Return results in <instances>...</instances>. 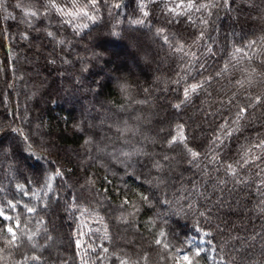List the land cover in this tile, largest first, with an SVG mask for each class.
I'll return each mask as SVG.
<instances>
[{"label":"trees","instance_id":"1","mask_svg":"<svg viewBox=\"0 0 264 264\" xmlns=\"http://www.w3.org/2000/svg\"><path fill=\"white\" fill-rule=\"evenodd\" d=\"M17 2L0 8V208L12 217L0 227L20 224L4 264H175V249L200 250L199 264H264V159L241 166L249 148L247 159L264 155L253 147L264 140V0L190 12L185 0L181 15L169 11L180 0H102L98 12L57 0L73 15L35 18ZM181 125L200 153L192 163L167 144Z\"/></svg>","mask_w":264,"mask_h":264},{"label":"snow or ice","instance_id":"2","mask_svg":"<svg viewBox=\"0 0 264 264\" xmlns=\"http://www.w3.org/2000/svg\"><path fill=\"white\" fill-rule=\"evenodd\" d=\"M102 2V0H84L85 5H90L91 8L95 11H99L98 5ZM223 2L225 4L228 3V0H223ZM74 6L76 4H79V0H73ZM219 3V0H187V4H186V9L187 11H192L193 9H195L196 11H202L205 9H209L211 7H216L217 4ZM6 4V0H0V8H3L4 5ZM118 6V5H117ZM17 8H21L22 12L24 13L25 17L31 16L33 18H35L36 16L40 15V14H47L48 10H55L57 12H59L62 15H68V16H72V13H65L64 8H61L59 6V4L57 3V0H45V4H44V8L45 11L43 13H41L39 10H25L21 3L17 2L16 4ZM185 7V0H180V3L176 5V8H172L169 9V11L171 12H175L177 15H181L183 13L181 12H176L177 8H182ZM6 11V9H4ZM76 15L81 16V17H86L89 20L95 21L97 17L89 15L87 11H84L83 9H81L80 11H78L76 13ZM144 16H147L148 13L145 11L143 12ZM11 16V14H9V16H5L3 17V19H8ZM206 23V21H204ZM135 23L137 24H142L143 20H137L135 21ZM79 27V26H77ZM83 27H88L87 24H84ZM49 36H54V34L52 32H48ZM203 35V33H201V36ZM25 39H27V36H24ZM60 43H63V41H60ZM258 43V41H251L249 43V45H247L248 48L251 49H255L256 44ZM261 45V48H264V38L261 39V41L259 42ZM177 51H183V46L179 47L178 49H176ZM242 51V49H237V52ZM187 55V53H186ZM194 55V54H193ZM249 59H252V57H249ZM261 64H264V60H260ZM227 70V66H225V69H223L222 71H226ZM257 71L256 68H252V72L255 73ZM220 73H217V75H219ZM239 83V81H238ZM204 87V83L203 82H196L193 84L188 85L186 88H184L183 90V97L184 99L181 101V104H183L184 102L188 101L192 94L197 93V91L199 89H202ZM124 90V89H122ZM257 103H260V98L257 97ZM181 104H176L174 105L175 108L179 109ZM247 110L245 108H241L239 110V112H237L236 114V120L233 121L234 123H238V121L240 119H243V114L246 112ZM180 131L178 135L172 136L168 141V147L171 148L173 145L179 143L182 144L187 152L188 155H190L191 160L189 161V163H192L195 160H198L200 157V153L197 151H194L192 148L188 147L187 144L185 143L187 137L184 135L183 133V126H179ZM222 129L226 128V125H222L221 126ZM238 130V129H236ZM13 131H17L16 129H13ZM232 131L234 130H228L225 132L226 136H230L232 135ZM219 141V144H222L223 141L220 139L219 136H217L215 139H213L212 144L219 147V144L217 143ZM253 147L255 148H261L264 149V140L259 141L258 143H256L255 145H253ZM252 151V148H249L245 151L244 156L241 158L243 160V164H241V166L245 165V164H255L257 160H262L264 159V155L262 156H254L251 159H247L245 157H247L248 153ZM123 155H130V153H123ZM218 158V156L213 155L211 157V159L214 161ZM164 160H168L169 157L167 155L164 156L163 158ZM237 163H240V161H237ZM198 166V165H197ZM152 167H154L157 171H160L162 168V164L159 161H153L152 163ZM257 167H259V165H257ZM227 169L231 170L232 175L236 174L235 169L233 168V166L231 164L227 165ZM262 171H264V169H262ZM61 173L59 171H57L55 173V175L59 176ZM51 179V177L49 178ZM149 183H151V181H149ZM141 199L144 201H148L149 197L147 195H141ZM125 203H128V201H125ZM9 207L15 208V205H13L11 202H9L8 204ZM133 207H135L133 205ZM189 207L191 208L192 206L189 205ZM28 212H34L35 208L32 207H28L27 208ZM134 215V213H132ZM200 215H204V213H200ZM0 218H3L4 220H11L12 217L8 216L5 214L3 208H0ZM20 224L16 223L15 226H6V227H0V264H4V258H3V253H5L8 249L13 248V247H19L18 241L20 239V237L17 235L16 232V228H19ZM4 233H7V235L5 236ZM161 236H164L165 233L161 232L160 233ZM28 239H31V237H28ZM155 243L157 244H161L162 241L161 240H156ZM163 247L165 249H168L169 245L168 244H163ZM105 252H107V249H104ZM175 251L177 253H183L182 255H179L178 258L175 259V264H199V262L197 261V257L201 256V251L200 250H196L192 255L187 254L186 252H184L183 249H175ZM27 259V258H26ZM32 259H37V257H32ZM169 259H173L172 257H169ZM121 264H127V261H121Z\"/></svg>","mask_w":264,"mask_h":264},{"label":"rangeland","instance_id":"3","mask_svg":"<svg viewBox=\"0 0 264 264\" xmlns=\"http://www.w3.org/2000/svg\"><path fill=\"white\" fill-rule=\"evenodd\" d=\"M135 37H137L138 38V36L136 35ZM148 61L147 60H145L144 62H142V63H147ZM113 65H115V66H112V64H109L107 67V71H113V69H117L118 70V73L119 74H121L123 71H121L122 69L121 68H117V66H118V63H113ZM120 67V66H119ZM107 71H105V72H107ZM107 74H109L108 72H107ZM99 81H103V79H100ZM142 83V82H141ZM145 86H148V83H146V85ZM126 109H127V107H126ZM160 114L161 115H163V113L162 112H160ZM66 132V131H65ZM89 225V224H88ZM58 236H60L59 234H58ZM78 242H80V241H78ZM55 244H57V243H55ZM200 244H202L201 242L199 243V245ZM58 245V244H57ZM261 245H263V244H261ZM79 246V245H78ZM183 253H180L179 255H182ZM179 255L177 256V258L179 257Z\"/></svg>","mask_w":264,"mask_h":264}]
</instances>
